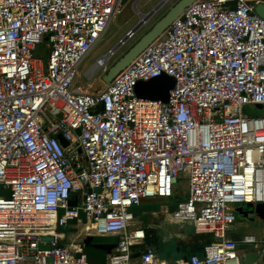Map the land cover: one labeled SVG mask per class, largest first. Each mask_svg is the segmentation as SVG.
<instances>
[{"label": "built area", "instance_id": "1", "mask_svg": "<svg viewBox=\"0 0 264 264\" xmlns=\"http://www.w3.org/2000/svg\"><path fill=\"white\" fill-rule=\"evenodd\" d=\"M260 1H194L91 92L77 85L78 66L120 0H0V184L11 190L0 196V264H93L82 244L61 243L72 222L85 237H119L103 264H243L227 233L236 204L264 203ZM141 14L88 77L153 17ZM45 42L46 61L36 55ZM163 73L175 78L167 102L137 94ZM181 178L188 196L172 216L208 237L200 253L161 259L131 208L174 196Z\"/></svg>", "mask_w": 264, "mask_h": 264}, {"label": "rangeland", "instance_id": "2", "mask_svg": "<svg viewBox=\"0 0 264 264\" xmlns=\"http://www.w3.org/2000/svg\"><path fill=\"white\" fill-rule=\"evenodd\" d=\"M176 1L177 0H168L167 3L153 15L149 23L139 29L138 35L134 39L130 40L128 44L124 46L118 52V54L111 59L109 65L111 66L113 62H115ZM158 2H160V0H129L125 5H119L120 11L110 23L104 36L96 44V46L89 53V55L78 66V74L76 77L77 85H80L82 88L88 89L91 92H97L106 87L107 82H105L104 80V75L106 74V71L99 70L96 74H93V76L89 77L86 75V72L91 69V66L95 63L96 59L99 56L105 54L109 48H112L117 44L119 39L125 35V32L127 30L135 27L138 24L140 19L139 15L141 12L147 14ZM36 55L42 57L46 61L48 57V48L46 42L38 47ZM187 190L188 181L186 178H181L180 183L176 185V196H153L144 198L141 200L140 204H136L131 208V210L135 214V219L138 224L140 221L142 222L143 219H145V221L150 222V224L152 223V228L156 229V238L154 239V241L156 243V241L158 240L157 252L159 257L161 258H166L167 255H180L177 242L179 240L180 235L184 236L185 227L187 225H192L191 222L188 220L174 219L170 215L177 208L178 202L180 200H183V197L186 193L188 194ZM10 192V188H7L4 185L0 184V196L8 197L10 195ZM258 205L259 207L261 206L260 209H262V207L264 208V203H260ZM256 207L257 204H253L248 207L249 210L248 208H245L241 213L238 214V218H244L240 221H244L245 223L251 225V228L255 232V234L260 239H262L256 245H260V249L264 251V217H257L255 211ZM159 210H167L169 215H166V217L162 220L151 222V216ZM80 218L83 221L85 220L84 212H81ZM112 240L113 238L109 235H92L91 242L86 249L90 252L95 248V246L104 248ZM245 251L246 253L244 255L245 257L243 258V260L245 259L246 262H250L251 259L254 260L255 252H253L251 248H246ZM259 261H261V264H264V252Z\"/></svg>", "mask_w": 264, "mask_h": 264}, {"label": "water", "instance_id": "3", "mask_svg": "<svg viewBox=\"0 0 264 264\" xmlns=\"http://www.w3.org/2000/svg\"><path fill=\"white\" fill-rule=\"evenodd\" d=\"M129 0H120V5H125ZM168 0H160L151 10L148 15L153 16ZM196 0H177L172 6H170L166 12L147 30L145 31L107 70L104 75V80L107 82L112 79L123 70L135 57H137L150 43L160 37L164 31L171 25V23L184 13L186 8ZM256 11L259 15L264 17V0H261L256 5ZM175 78L165 73L160 76L154 77L147 81H139L136 85V92L139 96L157 99L162 101H168L170 96V90L174 87ZM63 144L68 145V141L62 140ZM81 151V149H80ZM73 205L75 201L71 202ZM186 232H188L197 242L187 250L185 257L187 258L193 250H201L208 235L196 234L192 225L186 226ZM46 240H51L52 237H45ZM200 241V242H199Z\"/></svg>", "mask_w": 264, "mask_h": 264}, {"label": "crops", "instance_id": "4", "mask_svg": "<svg viewBox=\"0 0 264 264\" xmlns=\"http://www.w3.org/2000/svg\"><path fill=\"white\" fill-rule=\"evenodd\" d=\"M175 190H176V188H175ZM187 192H188V190H187ZM174 196H176V195H174ZM251 205H253V204H246L245 203V204H236L235 205L234 209H235V212L237 215V219L234 222V224L231 225L227 234L229 237H231V238H233L239 242L238 243L239 244V247H238L239 250L238 251H239V254L241 256V260H242L243 264H261V261H259V260L263 254V251L260 249V245L253 246V245H247V244L241 242V240L245 234H255V232L252 230L250 224H247L244 221H240L241 219H244V218H238V214L241 213L245 208H248ZM260 207L257 204V207L255 209L256 215H257V217H261V216L264 217V208L262 207V209H260ZM248 210H249V208H248ZM166 215H169L167 210H162V211L159 210L151 216L152 218L150 220H151V222L162 220L166 217ZM170 215L172 218H174L172 216V214H170ZM238 219H239V221H238ZM151 224H150V222L145 221V219H143L142 222L141 221L139 222V225H141L145 229L148 228L150 230L148 237H150V239L152 238L154 240L156 238L155 237L156 236V231H155L156 229L152 228ZM62 231L65 233V238H63L61 240V243L68 245V246H70L72 244H82L84 246V251L87 254L88 260L93 264L105 263L107 260V255L115 249V247L117 245L118 238H119L116 235H109L110 237L113 238V240L110 243H108L104 248H100V247L95 246V248L89 252V251H87L86 248H87V246H89V244L91 242L92 235L85 237L83 226L81 224H79L77 222H72L68 227L63 228ZM105 236H107V235H105ZM260 240H262V239H260L258 237V242H260ZM194 242L198 243V241H196L195 238H193L188 232H186V227H185L184 236L180 235L179 240L177 242V246H178V250L180 252V255L179 256L167 255V257L172 256V257L176 258L177 260L185 259L186 258L185 257L186 251L190 250V247L194 244ZM150 244H152V246L155 248L157 257H159L158 252H157L158 240L156 241V243L153 242ZM246 248H251L252 251L255 252V254L253 253L255 255L254 260L251 259L250 262H246L245 259H244L245 261L243 260V258L245 257L244 255L246 253V251H245ZM159 258H161V257H159ZM161 259H165V258H161ZM173 264H177V262H175Z\"/></svg>", "mask_w": 264, "mask_h": 264}, {"label": "trees", "instance_id": "5", "mask_svg": "<svg viewBox=\"0 0 264 264\" xmlns=\"http://www.w3.org/2000/svg\"><path fill=\"white\" fill-rule=\"evenodd\" d=\"M114 63V62H113ZM179 183H180V181H179ZM178 183V184H179ZM176 188V187H175ZM175 192H176V190H175ZM174 192V195H176V193ZM188 196V194L186 195L185 194V196L183 197V199H185L186 197ZM146 231H147V233L149 234L150 233V230L148 229V228H146ZM207 240V239H206ZM153 242H155L152 238L150 239V237H147V239H146V244H148V245H152V244H150V243H153ZM250 245H253V246H256L255 244H250ZM258 246V245H257ZM200 253L201 252V250H193V251H190V253ZM264 252V251H263Z\"/></svg>", "mask_w": 264, "mask_h": 264}, {"label": "bare ground", "instance_id": "6", "mask_svg": "<svg viewBox=\"0 0 264 264\" xmlns=\"http://www.w3.org/2000/svg\"><path fill=\"white\" fill-rule=\"evenodd\" d=\"M166 3H167V2H166ZM166 3H165V4H166ZM165 4H164V5H165ZM164 5H163V6H164ZM163 6H162V7H163ZM162 7H161V8H162ZM141 16H142V17H145V18H147V19L149 18L148 13H147V14H143V15H141ZM100 65H101V63L98 62V64H97L96 66L92 67V68L88 71V74H92V73H93V72H94V71H95Z\"/></svg>", "mask_w": 264, "mask_h": 264}]
</instances>
